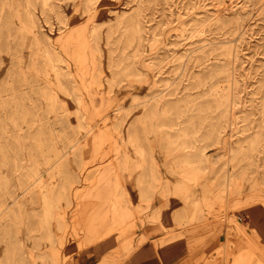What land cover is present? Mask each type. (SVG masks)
I'll return each instance as SVG.
<instances>
[{
    "label": "rangeland",
    "instance_id": "1",
    "mask_svg": "<svg viewBox=\"0 0 264 264\" xmlns=\"http://www.w3.org/2000/svg\"><path fill=\"white\" fill-rule=\"evenodd\" d=\"M89 65L102 81L81 92L75 79ZM129 93L142 94L130 96L139 104L132 112L121 106ZM150 104H168L162 132L172 135L173 156L182 143L184 180L264 183V0H0V257L5 245L18 264L20 239L46 240L58 247L48 264H131L134 254L101 263L90 251L81 261L73 247L83 249V209L98 204L80 198L82 187L115 159L105 139L94 155L95 132L131 143L128 125H146ZM249 192L221 223L242 224L264 256V206ZM232 232L234 251L244 249L246 235ZM217 235L194 258L210 240L220 244Z\"/></svg>",
    "mask_w": 264,
    "mask_h": 264
},
{
    "label": "crops",
    "instance_id": "2",
    "mask_svg": "<svg viewBox=\"0 0 264 264\" xmlns=\"http://www.w3.org/2000/svg\"><path fill=\"white\" fill-rule=\"evenodd\" d=\"M64 56L62 54L64 60L74 64ZM89 68L82 80L77 75L79 73L76 74L81 92L82 89L89 92L93 86L101 84L97 70L92 72L90 65ZM128 96V104H118L117 107L126 106L132 112L139 104H134L130 96L141 98L142 94L129 93ZM83 103L82 112L86 118L89 106ZM167 105L150 104L146 114L149 120L136 131L128 125L130 131L126 135L131 143H123L118 131L104 134L94 131L98 138V147L90 142L94 155L101 151L105 139L114 148L115 159L107 164L109 167L94 169L91 184L82 187L80 198L95 199L98 204L83 209L84 223L80 226L85 231L83 249L77 250L74 245L73 252L79 254L82 261L84 254L90 251L95 257L102 258L101 263L117 258L125 260L134 254L131 264H264V256L253 249L257 242L246 235L241 222L243 231L221 223L223 220L232 221L226 216V210L232 201L243 198L245 191L250 190L249 195L264 206V183L244 178L240 182L227 178L218 180L207 175L194 184L184 180L182 143L179 140L176 145L178 155L173 156L172 135L162 132ZM91 107L98 112L93 104ZM115 115L108 124L114 129ZM248 214L254 222L261 215L259 208L251 209ZM128 224L133 225V230L122 233ZM232 230L246 235L245 248L237 252L234 247L239 244L234 240ZM217 233L223 238L220 244L216 239L210 240L206 255L194 258L195 248L206 237L212 238ZM20 241L18 264H42V259L48 264L52 261V251L58 250L46 240L34 245H27L23 239ZM25 246L29 248L27 254L23 252ZM8 248L3 246L2 264L11 263V257L6 254ZM212 249L216 250L208 255ZM30 254L35 257L34 262L30 260ZM56 262L73 264L71 259L64 262L58 258Z\"/></svg>",
    "mask_w": 264,
    "mask_h": 264
},
{
    "label": "bare ground",
    "instance_id": "3",
    "mask_svg": "<svg viewBox=\"0 0 264 264\" xmlns=\"http://www.w3.org/2000/svg\"><path fill=\"white\" fill-rule=\"evenodd\" d=\"M127 196V195H126ZM128 200V199H127ZM131 205V204H130Z\"/></svg>",
    "mask_w": 264,
    "mask_h": 264
}]
</instances>
